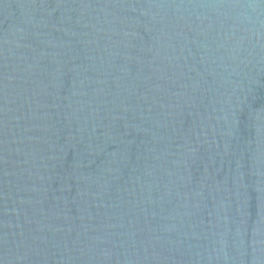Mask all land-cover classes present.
I'll use <instances>...</instances> for the list:
<instances>
[{
  "label": "water",
  "instance_id": "1",
  "mask_svg": "<svg viewBox=\"0 0 264 264\" xmlns=\"http://www.w3.org/2000/svg\"><path fill=\"white\" fill-rule=\"evenodd\" d=\"M0 264H264V0H0Z\"/></svg>",
  "mask_w": 264,
  "mask_h": 264
}]
</instances>
